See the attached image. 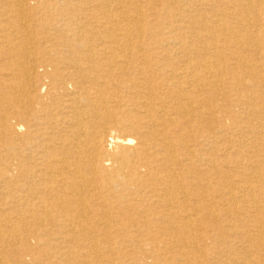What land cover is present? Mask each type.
I'll list each match as a JSON object with an SVG mask.
<instances>
[{"label":"bare ground","instance_id":"obj_1","mask_svg":"<svg viewBox=\"0 0 264 264\" xmlns=\"http://www.w3.org/2000/svg\"><path fill=\"white\" fill-rule=\"evenodd\" d=\"M0 264H264V0H0Z\"/></svg>","mask_w":264,"mask_h":264}]
</instances>
